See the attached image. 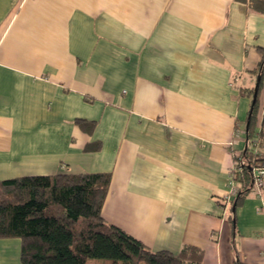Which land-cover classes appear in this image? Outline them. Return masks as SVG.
I'll use <instances>...</instances> for the list:
<instances>
[{
  "label": "crops",
  "instance_id": "obj_1",
  "mask_svg": "<svg viewBox=\"0 0 264 264\" xmlns=\"http://www.w3.org/2000/svg\"><path fill=\"white\" fill-rule=\"evenodd\" d=\"M257 48L250 0H0V181L106 173L102 218L151 251L264 264V190L223 203Z\"/></svg>",
  "mask_w": 264,
  "mask_h": 264
},
{
  "label": "trees",
  "instance_id": "obj_2",
  "mask_svg": "<svg viewBox=\"0 0 264 264\" xmlns=\"http://www.w3.org/2000/svg\"><path fill=\"white\" fill-rule=\"evenodd\" d=\"M264 13L263 0H250ZM251 72L255 84L243 94L250 99L243 122L245 148L233 156L232 181L237 192L232 209L254 189L253 174L264 168V128L256 127L259 93L264 83V49ZM255 96V97H254ZM86 151L91 148L86 147ZM110 176L56 174L0 181V239L20 241V264H86L87 260L121 264H200L202 252L183 247L179 253L151 251L101 216ZM264 190V186L260 192Z\"/></svg>",
  "mask_w": 264,
  "mask_h": 264
},
{
  "label": "built area",
  "instance_id": "obj_3",
  "mask_svg": "<svg viewBox=\"0 0 264 264\" xmlns=\"http://www.w3.org/2000/svg\"><path fill=\"white\" fill-rule=\"evenodd\" d=\"M233 170V169H232ZM232 170L231 173L229 175V199H227L226 201H224V204L229 203L230 198H234V196L236 195L237 192V188L234 184V182L232 181ZM253 184L254 187L260 191V189L264 186V168L260 167V168H256L254 170V174H253Z\"/></svg>",
  "mask_w": 264,
  "mask_h": 264
},
{
  "label": "rangeland",
  "instance_id": "obj_4",
  "mask_svg": "<svg viewBox=\"0 0 264 264\" xmlns=\"http://www.w3.org/2000/svg\"><path fill=\"white\" fill-rule=\"evenodd\" d=\"M94 261L95 260H87V262H86V264H94ZM104 263H106V264H110L111 262L110 261H103Z\"/></svg>",
  "mask_w": 264,
  "mask_h": 264
},
{
  "label": "water",
  "instance_id": "obj_5",
  "mask_svg": "<svg viewBox=\"0 0 264 264\" xmlns=\"http://www.w3.org/2000/svg\"><path fill=\"white\" fill-rule=\"evenodd\" d=\"M255 97V96H254Z\"/></svg>",
  "mask_w": 264,
  "mask_h": 264
}]
</instances>
